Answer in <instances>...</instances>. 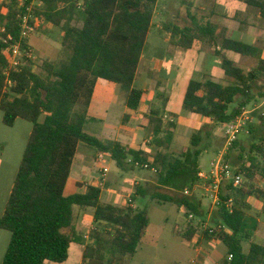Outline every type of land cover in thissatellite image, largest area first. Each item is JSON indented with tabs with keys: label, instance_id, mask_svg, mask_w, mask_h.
<instances>
[{
	"label": "trees",
	"instance_id": "trees-1",
	"mask_svg": "<svg viewBox=\"0 0 264 264\" xmlns=\"http://www.w3.org/2000/svg\"><path fill=\"white\" fill-rule=\"evenodd\" d=\"M22 1V7L19 0H7L0 6V28L5 30L4 34L0 33L3 124L12 127L17 120H23L33 126L5 212L0 217V231L11 235L2 264L67 262L71 245L83 243V238L74 232L75 207L92 209L97 224L90 234L92 244L84 251L83 264H124L142 246L151 223L148 210L103 203L99 187L89 186L85 194L67 196L79 145L85 144L108 155L123 172L136 170V163L148 164L150 171L156 170V182L137 186L131 202L149 198L174 204L201 219V204L184 196V192H192L201 183L204 140H210L218 127L235 122L253 104L264 101L262 50L226 37L210 23L174 27L172 37L176 47L191 50L196 42L217 47L219 67L232 83L223 86L207 78L189 81L183 98L184 111L210 120L212 125L201 126L192 135L189 147L177 155L169 152L177 128L176 116L165 122L167 98L160 94L162 105L152 107L146 118L151 146L157 150L150 163L147 152L125 148L119 142L104 143L87 134L85 128L90 123L88 109L98 80L125 89L128 110L140 108L144 92L135 88L134 83L159 0ZM243 2L258 10L264 20V0ZM27 8H32L33 16L40 21L37 31H45L46 27L61 30V44L70 53L64 63L46 62L45 76L35 72L33 58L25 54L32 51L29 40L20 41L19 17ZM8 36L13 39L11 44L20 42L24 64L6 75L9 59L4 54L8 46L4 41ZM228 53L257 59L258 65L246 73L226 57ZM253 117L262 123L263 129L249 127L253 140L259 135L255 139L259 145L253 142L246 154L241 142L236 141L224 156L227 162L232 150H240V164H236L235 170L250 182L257 174L264 173L257 162L258 156L264 155V116L253 114ZM129 120L126 115L123 124ZM164 190L170 193H162ZM254 196L263 203L264 215V190L254 186L235 189L229 182L220 187L217 223L227 228L221 241L228 256L233 257L231 262L227 258L223 264H264V246L251 244L248 253L242 248L241 230L246 212L251 209L247 201ZM193 230L184 235L186 240H191Z\"/></svg>",
	"mask_w": 264,
	"mask_h": 264
},
{
	"label": "crops",
	"instance_id": "crops-1",
	"mask_svg": "<svg viewBox=\"0 0 264 264\" xmlns=\"http://www.w3.org/2000/svg\"><path fill=\"white\" fill-rule=\"evenodd\" d=\"M172 1L173 0L158 1L153 18V28H156L163 34L168 33L164 34L165 42L168 43L171 48L178 50L181 48L176 47L174 43V37H172L174 27L178 26L176 23L177 17L174 14L176 8L172 7ZM197 1L206 8L210 9L209 12H206V10L204 11V17L212 20L206 23L216 26L219 29V32L223 31L228 38L253 44L255 47L262 50V58L264 59V20L260 18L258 10L246 5L243 0ZM184 2L187 3V7L193 5L191 0H185ZM241 4H245V8L240 6ZM180 9H182V6ZM252 13H254V19H256L257 23L254 22L253 25L252 22H250L248 26L243 22L244 17H246V15L249 16ZM213 20H215V22H213ZM191 25L194 26L193 23ZM244 26H248V28L254 30V37L244 35V32L247 31L244 29ZM31 39L32 38H30L29 43L32 51H34L35 48L31 43ZM194 50H198L195 54L196 59L199 65H202L203 61L200 60L204 55H215V51L219 49L207 42L204 44L196 42L194 43L193 48L188 50V53L177 55L179 58L177 62L171 61L169 64L166 61L161 60H156L155 63L152 61H149V63L147 62L146 68H144L143 73L140 76V67L143 65L142 62L144 61V57H142L134 83L135 88L144 92L143 102L138 111H130L126 108V92H123L122 88H116V86H112L116 84H112L104 80H98L91 105L88 109V117L91 118L92 115H95V118L98 121L100 120L105 123L106 116L110 111H112L116 99L122 96L123 101H119L120 103L122 102L124 111L121 118V127L117 129L116 133L117 136L126 139L121 145L125 148L135 151L143 150L148 154H153L154 156L157 153V150L151 146L150 134H148L150 130H147L146 128L147 115H149L152 107L154 108V106L162 105V102L158 99L160 96L158 92L166 97V93L169 88H171L173 92H178L179 96H182L183 105V98L186 88L189 84V81L192 79V76L188 73L187 76H182L181 74L185 70L183 66L187 60L193 59L191 53H193ZM255 61L258 60L255 59ZM219 63L220 61L217 62V70L209 71L201 69L199 79L207 78L213 81L217 80L216 75L219 73L218 68L220 69ZM257 65L254 67V69L257 67ZM166 68L169 69L173 75V83L171 85L167 83L168 74L165 73L167 70ZM152 70H154V74L150 72ZM175 70H177V73H175ZM156 99L159 101L157 104H155ZM171 104V97H168L165 112V122L167 123L169 120H172L174 118L173 116H176L175 120L177 121V128L175 130V137L172 146L177 144L178 140L181 139V135L182 138L186 136L185 131L182 130V125L185 127H191L193 129L196 128V131L201 126L212 125L210 120L191 117L187 118L185 123L181 125L180 118L171 107ZM254 106H258L257 108H254V111L259 110L264 107V101L260 102L259 104H254ZM257 114L264 116V111H261ZM126 115L130 117V120L124 125L123 118ZM261 124L262 123L257 121L256 118L254 119V129L262 128L260 127ZM32 129V124L23 120H17L12 127H6L3 124V116L0 113V217L5 212ZM106 130L107 128L104 126L103 128L96 130L92 136H95L102 142L107 143V141H105L107 136ZM255 139L258 140L259 135L254 136V145H259V142L255 141ZM83 145L85 144H80L78 147V152L74 160L71 177L65 194L67 196L77 193L85 194L89 186L99 187L101 189V199L103 203L110 204L118 208L130 207L134 210L139 209L137 206L138 200L131 202V196L133 195L137 186L143 184L151 185L152 183L148 180H144L141 173H138L137 177H133V179L129 180L126 178V175L123 171L118 173L112 172L109 166L111 159L108 156L106 164L104 163V165L106 168H108L109 173L104 186L100 187L101 168L97 161V156L100 154V152H98L96 149L95 152H92L90 149L91 147L88 146V148ZM153 156L149 157V159L153 160ZM94 161H96V164L99 167L93 164ZM257 162L262 168V172H264V155H262V157L258 156ZM201 174L206 177L209 176L204 175L203 173ZM200 180L201 183L194 188L188 197L201 204L203 212L202 218H197L194 223H190L187 220L185 211L178 208L180 218H178L175 222L176 230L174 233H172L169 240L163 244V240L159 236L152 238V234L150 232V223V227L143 240L142 246L134 256L126 258L124 260L126 261L124 264H182V259L185 258H182V253H186V256L192 253V257L187 258L188 264H223L226 261L228 258V250L223 242L220 239H207L205 235L199 232L197 227L199 221L208 223L210 225L218 224V209L212 206V202L208 211L204 209V201L209 200L206 192V187L209 185V181L204 178H200ZM77 184H79L80 187H78ZM245 186H254L255 188L264 190V173L257 174L252 182L247 180ZM247 202L251 209L246 212L244 224L241 230V235L244 237V242L242 243L244 253L249 252L251 244L255 243L260 246H264V215L262 214L263 203L255 196L250 197ZM167 221L168 219L166 222ZM96 225L94 211L92 209H80L77 207L74 208V232L83 238V243L71 245L69 259L64 264H83L84 251L88 245L92 244L89 238L92 229H94ZM191 228H194V233L191 237V240L188 241L184 238V235ZM149 238H151V240ZM10 239V233L6 231H0V264L3 263ZM72 252L74 253V259L69 263ZM162 254L171 255V257L174 258L173 261L171 263H165V261L162 259Z\"/></svg>",
	"mask_w": 264,
	"mask_h": 264
},
{
	"label": "rangeland",
	"instance_id": "rangeland-1",
	"mask_svg": "<svg viewBox=\"0 0 264 264\" xmlns=\"http://www.w3.org/2000/svg\"><path fill=\"white\" fill-rule=\"evenodd\" d=\"M185 0H173L172 7L176 8L175 15H176V23L180 27L189 26L191 27L192 23L194 25L200 26L208 21H212L210 19L205 18L204 11L209 12L210 9L203 6L200 2L197 0H191L193 2L192 6L187 7V3L184 2ZM182 6V9L180 7ZM240 6H243L245 8V4H241ZM254 12V11H253ZM241 13V9H240ZM244 13V12H243ZM245 15V13H244ZM191 20H190V18ZM244 17V16H243ZM257 17V16H256ZM192 21V22H191ZM215 22V20H213ZM244 24H247L249 26L250 22L254 25V22L257 23L256 19H254V13L250 14L249 16L246 15L244 17ZM191 25V26H190ZM248 26H244V29L247 30L244 32L245 36H252L254 37V30L248 28ZM45 31H37V33L32 36L31 43L34 46L35 50L33 51V62L35 64V72L39 75L45 76V71L43 70V66L46 62L53 63V64H60L68 61L70 53L66 51L62 44V32L59 29L56 28H48L46 27L44 29ZM168 34V33H164ZM164 34L159 32L156 28H151L148 40L146 43V48L143 54L144 61L142 62V66L140 67L139 75L141 76L143 73L144 68H146V63L149 61H152L155 63L157 60L166 61L168 64L171 61H178L177 55H182L184 53H188V50L171 48V46L165 42L164 40ZM234 38V36H233ZM245 42V41H244ZM198 50H194L192 54L193 59H188L187 62L184 64V71L181 74L182 76H187V73L192 76V79H199L200 77V71L201 69L204 70H217V62L220 60L219 57L212 55H204L203 58H201L200 61L202 62V65H199L197 59H196V52ZM226 57L233 61L237 67L243 69L246 73L253 70L254 67L258 64V61H255V59L249 58V57H243L234 53H228ZM145 66V67H144ZM167 69V68H166ZM219 73L216 75L215 81L217 83L222 84L223 86H229L232 83V80L227 78L224 74V72L219 69ZM154 70L150 71L152 74ZM185 72V73H184ZM165 73L168 74V84H172L173 81V75L172 72L167 69ZM175 73H177V70H175ZM220 74V75H219ZM219 77V78H218ZM191 79V78H190ZM191 79V80H192ZM233 85V84H232ZM116 86V88H122L118 85H112ZM126 90L123 89V92ZM158 94H161L158 92ZM166 97H171V107L173 110L178 114V117L180 118V124L182 125L185 123V120L189 117L191 118H200L199 116L193 115L187 111H184L183 105H182V96H179L178 92H173L171 88L168 89L166 93ZM123 101L122 96L120 98H117L115 101V104L112 108V111L109 112V114L106 116L105 123L102 121H98L95 117V115H92L90 118V123L88 124L86 128V133L89 135H93L96 130L101 129L105 126L107 128L106 130V139L107 143H113V142H119L120 144L124 143L126 139L121 138L120 136H117V129L121 127V118L123 115L124 107L122 102ZM159 102L157 99L155 100V104ZM156 108H160V106H154ZM258 106H250L246 111L248 114L245 116L246 119H249L246 121V125L244 128V131L239 134L238 141L241 142V147L244 148L246 154L249 153L251 144L254 142L253 137L249 134V127L254 126V117L253 114H257L261 111H264V107L261 109L254 111V108H257ZM102 115V114H100ZM256 122V121H255ZM194 127V126H192ZM182 130L185 131L186 136L178 140L177 144H174L169 152L172 154H179L183 150L189 147L190 140L192 135L196 132V128L191 127H185L182 125ZM215 133V136H214ZM213 133V137L209 140H204L203 144L204 149L203 155L200 158V169L204 175H210L212 171V164L219 159V157L224 154L226 155L228 151H225V136H224V130L222 127H218L215 132ZM150 134V131L149 133ZM209 140V142H208ZM88 147L87 145H83ZM89 148V147H88ZM92 152H95L94 148H90ZM231 152L232 156L229 161H227L228 164L232 166V168L237 169L236 164L240 161L238 160V156L240 154V150ZM153 154H149V157H152ZM107 160V159H106ZM149 162L152 163V159H149ZM95 166H98L96 164V161L93 162ZM106 164V161H105ZM100 166V165H99ZM98 166V167H99ZM110 169L112 172H122L120 169L117 168L115 162H110ZM101 168V167H100ZM127 179H133V177H137L138 173H141L144 180L150 181L152 184L156 182L155 174L150 170H141L136 169L133 172L132 171H126L124 172ZM164 194L170 193L167 190L162 191ZM211 204L210 200L204 201V209L206 211L209 210V206ZM130 205V204H129ZM137 206L139 210L143 211L147 208L149 217L151 220V227L150 232L152 238L155 236H159L163 242H167L169 238L171 237L172 233L176 230L175 222L178 218H180L178 207L174 204L169 203H159L157 200H150L149 198L145 199H139L137 201ZM168 221L166 222V220ZM151 240V238H149ZM246 248V246H245ZM192 252V251H191ZM162 259L165 261V263H171L174 258L171 257V255H164L162 254ZM182 264H188L187 258L192 257V253H190L188 256H186V253H182ZM74 259V253H71V258L69 263ZM186 260V261H185Z\"/></svg>",
	"mask_w": 264,
	"mask_h": 264
},
{
	"label": "built area",
	"instance_id": "built-area-1",
	"mask_svg": "<svg viewBox=\"0 0 264 264\" xmlns=\"http://www.w3.org/2000/svg\"><path fill=\"white\" fill-rule=\"evenodd\" d=\"M21 7L23 6V1L19 0ZM7 3V0H0V6H4V4ZM20 20V28H21V34H20V41L30 40L32 36H34L37 33V30L40 26V21L38 18L33 16L32 8H27L26 13L21 15L19 17ZM33 22V24H32ZM0 33H5L4 28L0 29ZM13 41L12 37L8 36L7 39L4 41L5 44H7V48L4 51V54L7 55L9 59V69L6 71V75L9 74L10 70H17L20 68L24 63V53L21 50V45L19 43L11 44L10 42ZM32 52V51H31ZM30 51L26 52V56L28 58H33V54ZM248 114L247 111L243 113V115L238 118L235 122L226 124L222 126V129L224 130V136H225V151H229L234 143L238 141V136L240 133L244 131L246 121L249 119H246L245 116ZM224 154H222L217 161H215L212 164V171L208 177L203 176L200 174L201 179H206L209 181V185L206 187V192L208 195L209 200L212 202V206L215 208H219L221 205V199H220V187L224 183H231L235 189H240L245 187L247 183V179L240 173H237L234 168L230 164H228L224 159ZM108 155L100 153L97 156V161L100 164V187H103L109 170L104 165ZM135 167L137 169H143V170H149L150 166L148 164L142 165L140 163H136ZM154 174H156V170H151ZM191 194L190 191L184 192V196H189ZM231 202H229L230 204ZM185 215L187 216V220L190 223H194L197 218L185 211ZM198 230L203 235H207L209 237H212L213 239H220L221 235L224 232H227V228L222 225H210L208 223L199 221ZM232 256H228L227 261H232Z\"/></svg>",
	"mask_w": 264,
	"mask_h": 264
}]
</instances>
